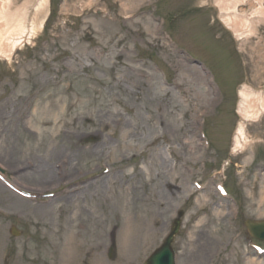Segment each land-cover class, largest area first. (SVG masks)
I'll return each instance as SVG.
<instances>
[{"label":"rangeland","instance_id":"rangeland-1","mask_svg":"<svg viewBox=\"0 0 264 264\" xmlns=\"http://www.w3.org/2000/svg\"><path fill=\"white\" fill-rule=\"evenodd\" d=\"M4 1L1 6H7ZM39 2L9 0L6 14L7 28L17 23L13 18H23L35 34L11 59L0 57V264H145L178 218V264H264V254L255 248H264V241L252 238L245 225L264 220L257 208L264 187L257 176L264 174V114L246 122L248 145L231 153L241 122L240 89L245 84L255 92L264 88V17L242 42L224 26L216 0H49L47 7ZM257 6L246 0L238 13L249 15ZM194 57L208 67L221 91L213 89L212 78ZM72 67L77 71L70 75ZM199 69L205 75L202 83ZM154 74L163 89L174 93L180 122L195 127L193 141L184 136L192 142L184 148L191 149L185 171L194 191L158 219L156 237L145 247L138 241L135 250L127 251L113 226L91 252L62 253L61 243L79 225L112 218L121 193H128L134 208H148L154 201L158 210L156 185L132 178L148 154L136 149L139 143L132 136L123 137L132 129L129 123L143 135L138 115L150 114L116 87L117 80L148 81ZM155 91L164 96L160 88ZM175 140L166 135L151 148L167 150L175 164L182 150ZM195 142L200 152L191 148ZM46 161L57 165L51 169L62 179L47 183V174L35 167ZM69 162L71 173L60 176ZM111 173L116 179L102 188L106 197L99 198L93 188L78 198L67 195Z\"/></svg>","mask_w":264,"mask_h":264},{"label":"bare ground","instance_id":"bare-ground-1","mask_svg":"<svg viewBox=\"0 0 264 264\" xmlns=\"http://www.w3.org/2000/svg\"><path fill=\"white\" fill-rule=\"evenodd\" d=\"M254 1L258 6L253 8V11L249 15L245 16L239 14L238 11L240 5L246 2V0H216L215 7L218 10L219 17L222 19L224 26L235 36L237 40H241L242 42L247 41V39H245V34L256 33L254 25L263 21L261 19L264 17V5L262 4V0ZM4 2V5L6 4L7 6L0 5V57L3 56L5 58L11 59L15 51L24 42L29 40L35 33L33 28L31 30H27L25 28L26 23L24 22L23 18H18V20L13 18V21L17 23H12L11 28H7L8 20L6 14L9 11L10 6L8 5L9 0H5ZM48 4L49 0H40L39 7H47ZM244 28L246 29L243 30ZM7 33L10 34L9 37L6 36ZM86 68L87 67L85 66H81L80 69L84 70ZM70 70V75L77 71V69L74 67H72ZM199 72L201 73L200 69ZM204 74L201 73V77L199 78L201 83L204 79L202 78V75H206ZM125 83L130 86V89H121V86L123 88ZM116 87L119 92L123 93L124 90L126 93L130 94L134 98L136 105L140 107V111H147L150 114V116H147V118L138 115L139 120L144 125L143 129L145 130V134H138L139 131H135L133 124L129 123L127 124V128L132 126V129L128 133H125L123 137L126 138L127 136H132V139L138 141V146L141 147L138 148L137 146L136 149L140 150L141 153L146 155L148 154L145 160L142 162V167L134 169L133 174L135 175H132V178L139 179V183L144 184V186L148 185L149 187H152L156 185L157 188H154L153 194L156 193L155 195H157V204L159 205V208L158 210L156 209L154 201L149 205L148 208H134L132 207L131 203L128 202V193L126 195L121 193L115 197L120 207L118 208V211L112 216V218L109 221L103 222V217L98 218V222L96 221L87 227L84 224L79 225V227H77L78 231L76 233L70 234L65 243H61L63 244L62 253L71 254L91 252V250L94 249V245L97 247L99 245L98 242H100L102 238L106 237L108 231H110L109 228H112L113 226V230L117 232L121 244L126 248L127 251L131 249L135 250L136 248L134 245L138 241H141L143 247H145L147 245H145L146 240L154 239L156 237L155 230H158L157 227L161 225L158 219H161L163 214H167L166 210L168 208L171 207L172 209H175L174 206H177L174 204L175 201L178 203L184 201L186 196L194 191V189L187 186V173L185 171L187 149L189 152L191 149L189 150V148H184L185 146L190 145L192 142L184 138V136L189 137L193 141L195 127L190 124H188L187 127V123L183 125L178 119V114L176 113L177 108L175 109L173 105V100L176 98L174 97V93L167 88L163 89L161 87L160 80L155 76V74L151 78L149 77L148 81L141 80V78L138 77L129 80L120 79L116 81ZM157 87L162 90L164 96H160L157 91L154 92V89L157 90ZM133 89L137 90L132 91ZM180 90V93L185 95L183 90ZM239 98L240 102L238 114L240 116L241 122L239 123L233 139L231 150V153L233 154L241 153L248 145L249 137L246 131V122H257L264 114V88L255 92L254 88H251L249 84H245L239 91ZM179 100L178 102H181L182 104V101ZM204 100V96H201V101L203 102ZM182 111L184 110L182 109ZM123 120L124 119L121 116V121ZM138 129L140 130V128ZM176 129L177 131L175 132ZM115 131L116 130H112V135L114 136L117 135V132ZM185 131L193 132L191 136H188ZM199 132L200 131L198 130V136L200 134ZM166 135L176 139L175 143L180 145L178 147L182 149L180 152L177 151L178 157L181 159V161L178 163L174 164L169 160L166 152L167 150L164 152L160 148L157 150L151 148L153 144L158 142ZM178 135L183 136L180 137ZM178 140L180 142H178ZM196 144L197 143L195 142V145L191 148H194ZM125 146L127 149L136 150L132 147L133 145L125 144ZM201 147L203 149L202 144ZM197 149V152H200L199 145L195 147V151ZM124 158L126 157L124 156ZM46 162H40L35 165V167L39 171H43L45 174H47V183H55L59 181V179H62V177L57 178V176L54 174V171L51 169V167L57 165H51L49 162H47V165H45ZM71 166V162L64 164L63 171L61 172L60 176H64V174L65 176L69 175L72 170ZM59 169L61 168L59 167ZM257 176L258 178L260 177L263 179L262 185H264V174H258ZM115 179L116 175L111 173V175L107 176L105 179L96 181L85 188H71L68 190L67 195H72L70 196L72 199L78 198L81 197L84 192H89L93 188L94 192L98 190V197L102 199L106 197L104 193L105 191H103L102 188L107 190L108 187L112 185V181ZM71 182L72 181H68V183ZM262 188L263 191L261 189V196H259L260 199L258 198L259 201L257 202V208L260 213L264 212V187ZM76 189H79L78 192L74 191ZM44 190L45 189L35 191L46 192ZM68 196L63 199L67 200ZM204 196L207 197L206 194H204ZM50 202L54 203L52 200ZM218 213L220 212L218 211ZM57 246L60 248L61 245L58 244Z\"/></svg>","mask_w":264,"mask_h":264},{"label":"water","instance_id":"water-1","mask_svg":"<svg viewBox=\"0 0 264 264\" xmlns=\"http://www.w3.org/2000/svg\"><path fill=\"white\" fill-rule=\"evenodd\" d=\"M246 226L253 237L264 240V221L248 220ZM180 227L181 219L178 218L172 232L165 239L163 245L154 251L145 264H176V254L173 244L176 235L180 231ZM14 235H17V232H14Z\"/></svg>","mask_w":264,"mask_h":264}]
</instances>
